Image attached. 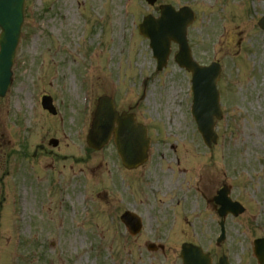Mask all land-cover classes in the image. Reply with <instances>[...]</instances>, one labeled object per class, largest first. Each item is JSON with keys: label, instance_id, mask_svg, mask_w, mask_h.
Instances as JSON below:
<instances>
[{"label": "rangeland", "instance_id": "1", "mask_svg": "<svg viewBox=\"0 0 264 264\" xmlns=\"http://www.w3.org/2000/svg\"><path fill=\"white\" fill-rule=\"evenodd\" d=\"M27 1L23 35L13 66L15 83L0 98V264H180L178 252L185 236L211 251L214 257L226 250L231 264H256L251 256L252 242L264 238V36L257 28L258 19L264 16V0H225L217 8L214 7L215 0H208L210 7L202 5L201 0H163L172 1L175 6L191 2L189 4L198 10L197 24L191 25L188 30L193 58L203 64L216 60L222 68L218 85L224 116L217 122L219 141L209 150L200 143L195 129L190 125L192 122L195 126L188 116L190 74L174 64L176 47L172 48L165 71L155 73V61L148 43L140 38L139 44L135 37L136 44L132 45V51L129 50V64L132 66H126L127 61L124 59L128 49L125 50V40L129 39L131 46L133 40H130V36L137 35L135 21L137 19L138 23L149 9L145 4L138 0ZM213 7L214 10L211 9ZM149 13L155 12L150 9ZM91 48H95L96 65L99 66L91 69L89 81L91 87H95V92L100 94L106 88L108 82L104 80L105 75L119 73L125 80L118 90V85L113 84L116 86L113 93L119 96L120 105L133 104L144 93L138 106L139 117L147 120L144 113L148 111L152 123L164 121L163 132L172 135L177 144L173 155L175 162H179L180 168L188 170L186 175L180 172L183 181L189 179L190 173L198 175V191L205 195L226 183L231 188V197L245 207L244 214L227 219V236L219 246L214 244L217 228L211 207L206 204L204 213L194 211L201 208V202L204 205V200L198 195L197 199L192 200L195 185L187 190L184 187L176 189L175 194L187 193L184 212H190L192 219L188 227L185 226L183 236L168 239L164 260L157 253L149 254L141 245L145 240L143 236H147L152 229L149 226L155 223L154 197L148 203L138 204L146 228L142 239L133 240L126 238L120 227L109 228L106 225V221L110 223L118 209L117 203L107 205L100 201L98 205H93V212V209L87 211L81 205V196L77 195L70 202L64 192L61 193L60 202L55 197L61 189V179L57 174L52 177L56 193L50 190L51 193L47 195V173L37 166L32 169V165L28 164L30 155L26 147L31 145L32 139L40 142L45 130L42 128V133L39 127L45 124L44 121L46 125L58 121L61 114H66V130L73 125L82 139L86 135L87 129L83 128V124L86 116L94 110L90 106L94 96L91 94L87 107L91 111L84 113L81 110L83 106L80 108L82 87L78 79L85 73V60ZM118 50L121 55H118ZM110 53L111 59L108 58ZM41 62L42 67L39 68ZM119 76L116 78L119 79ZM107 78L112 79L111 76ZM134 78L136 87L132 85ZM144 79L145 86L142 84ZM99 80L102 81L100 85ZM122 87L125 88L124 95L116 92L121 91ZM42 94L53 98L58 118L38 112L35 125L32 109H40ZM61 98L65 100H62L64 103ZM23 112L26 117L30 116V127L28 131L20 133L19 155L22 160L19 178L32 180L29 173L34 171V186L30 180L24 186L21 180L17 181L20 157L14 151L19 146L12 132L16 133ZM9 113L17 117L8 120ZM155 132L160 140L166 138L171 142L165 133L163 136L160 134L158 125ZM155 132L151 128L154 144L150 161L155 159V150L162 147L166 149L165 144L155 145L158 139L155 138ZM73 134L74 130L71 129V138ZM45 136L59 139L56 167H59L57 163L60 159L66 165L69 162L75 164L74 171H65L63 184L68 180H76L80 184L83 179H88L93 180L92 187L96 188L101 187L97 185L100 178L105 182L110 176L115 155L112 148L92 154L96 156L95 159L81 138H73L70 146L68 139L71 138L62 139L55 130ZM10 150H13L12 156L7 153ZM83 151L86 152L85 156ZM73 154H76L75 157H72ZM98 161L105 163L96 174L99 171L96 170ZM40 162L49 163L44 158ZM67 167L70 168V165ZM170 172L166 174L171 176ZM150 176V172H146L144 179ZM119 180L120 175H117L116 182ZM72 186L71 182L70 191ZM106 190L107 187H102V191ZM81 191H77V194ZM150 191H154L152 183ZM100 192L96 190L95 194ZM48 199L51 203H48ZM37 202L46 204L40 215ZM197 202L200 203L199 207ZM126 205L130 208L129 202ZM164 207L161 204V208ZM94 222L104 226L109 237H106L101 227L94 228ZM94 231L100 234L101 244L98 246H95L96 240L91 244L90 233Z\"/></svg>", "mask_w": 264, "mask_h": 264}, {"label": "water", "instance_id": "2", "mask_svg": "<svg viewBox=\"0 0 264 264\" xmlns=\"http://www.w3.org/2000/svg\"><path fill=\"white\" fill-rule=\"evenodd\" d=\"M21 9L19 8V11ZM18 11V10H17ZM16 9H12L10 10L11 15H10V19H13L14 17H16ZM191 18L186 16V21L187 23L185 25H183L180 29V31L178 32V36L173 35L170 32H166L167 29L166 27L164 28L163 31L158 32L159 37L165 42L164 47L168 45V41L171 39L177 40L180 45H181V56H180V63L181 65L185 66L188 70H191L193 73L199 75L198 78V83H197V89H196V93H197V104H196V109L195 112L199 113V115L197 116L199 119V125L203 128L204 131H202L203 136L205 138V141L207 144L210 143V141L215 142V135L212 132V117L214 115L218 116V103H217V95L214 91V85H215V81L218 77L219 74V70L217 67H213V69H209L207 71L204 69L198 70L196 68V65L192 64L189 61V57H188V49L186 47V42H185V27L186 25L191 22L190 21ZM20 24V18H16L15 22H14V38L13 40L10 42L9 47L7 49V51H5L4 53V59H3V63L2 66L0 68V80L3 79V85H5V81L6 79L9 77V67L11 65V60H12V56H13V48L15 45V31H17V28L19 27ZM8 34H12L10 31L8 32ZM162 40L156 44H154V49H155V53L156 56L158 58L159 61V65L160 67L162 65H164L165 63V59H166V55H167V51L164 49L163 45H162ZM212 70V71H211ZM211 71V72H210ZM103 128H100V131H102ZM136 135V134H135ZM126 143H121V146L119 147V153L122 154V150L125 153L129 152V148L131 147V145L129 143L135 142V141H144V139L140 136L138 137H134L133 139L126 138ZM118 141V140H117ZM145 144V143H144ZM135 146V148L140 152L138 153V157L136 160V164H140L141 162H143L145 160V148L143 144H137L136 142L133 144V147ZM129 156V155H128ZM134 163L133 162H129L127 161V167H131ZM218 203L221 204V210H220V214L224 215L226 214L229 210H234L235 207L232 206V204L230 203V200L227 198V191H222L220 193V198L219 200L217 199ZM241 211V210H239ZM184 253L187 257H193V260H189V264H209L208 259L201 254L199 249H194L191 247H188L186 249H184ZM259 258V263L260 264H264V256H263V251L260 252L258 254Z\"/></svg>", "mask_w": 264, "mask_h": 264}]
</instances>
